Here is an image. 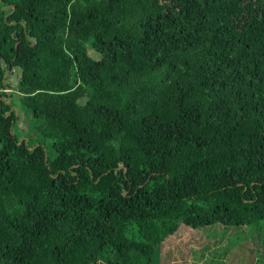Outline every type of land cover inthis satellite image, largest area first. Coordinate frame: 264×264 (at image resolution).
I'll use <instances>...</instances> for the list:
<instances>
[{"label":"trees","instance_id":"1","mask_svg":"<svg viewBox=\"0 0 264 264\" xmlns=\"http://www.w3.org/2000/svg\"><path fill=\"white\" fill-rule=\"evenodd\" d=\"M215 224L264 229V0H0V264Z\"/></svg>","mask_w":264,"mask_h":264},{"label":"rangeland","instance_id":"2","mask_svg":"<svg viewBox=\"0 0 264 264\" xmlns=\"http://www.w3.org/2000/svg\"><path fill=\"white\" fill-rule=\"evenodd\" d=\"M18 108V120L14 133L28 139L25 125L26 112L19 104V97H13ZM21 110L23 112H21ZM32 121V120H31ZM37 123H35L36 125ZM20 130H19V129ZM182 235L164 241L165 248L152 255L154 263L159 264H264V242L258 239L264 229L256 232L253 226L224 227L219 224L193 230L181 225ZM259 233V234H258ZM259 236V237H258ZM168 260V261H167ZM101 260L98 264H103Z\"/></svg>","mask_w":264,"mask_h":264},{"label":"water","instance_id":"3","mask_svg":"<svg viewBox=\"0 0 264 264\" xmlns=\"http://www.w3.org/2000/svg\"><path fill=\"white\" fill-rule=\"evenodd\" d=\"M17 48V44L15 46ZM8 75V74H7ZM11 97L8 98V101L6 102L7 104H10L11 103ZM15 111L16 112V116L18 115V108L16 106H12L11 109L9 110V113L8 115H10L12 113V111ZM23 141H25V145L27 146L28 145V139L26 138H22L19 142V144H21Z\"/></svg>","mask_w":264,"mask_h":264}]
</instances>
